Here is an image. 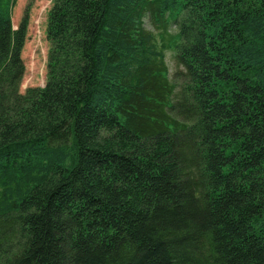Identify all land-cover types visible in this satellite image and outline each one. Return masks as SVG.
<instances>
[{"label": "trees", "instance_id": "1", "mask_svg": "<svg viewBox=\"0 0 264 264\" xmlns=\"http://www.w3.org/2000/svg\"><path fill=\"white\" fill-rule=\"evenodd\" d=\"M15 2L0 264H264V0H52L45 82L23 93Z\"/></svg>", "mask_w": 264, "mask_h": 264}, {"label": "rangeland", "instance_id": "2", "mask_svg": "<svg viewBox=\"0 0 264 264\" xmlns=\"http://www.w3.org/2000/svg\"><path fill=\"white\" fill-rule=\"evenodd\" d=\"M52 0H16L12 9V26L16 28L24 15L27 17L26 36L21 58L24 64V73L19 85V91L23 93L26 88L43 86L46 74V57L49 42L46 39L45 29L48 10ZM14 19V20H13ZM145 27L153 30L149 20H145ZM176 31L171 26L170 32ZM165 61L168 67V77L176 85V92L180 91L184 75L177 73L174 61V51L171 48L164 50Z\"/></svg>", "mask_w": 264, "mask_h": 264}, {"label": "bare ground", "instance_id": "3", "mask_svg": "<svg viewBox=\"0 0 264 264\" xmlns=\"http://www.w3.org/2000/svg\"><path fill=\"white\" fill-rule=\"evenodd\" d=\"M14 20V19H13Z\"/></svg>", "mask_w": 264, "mask_h": 264}]
</instances>
